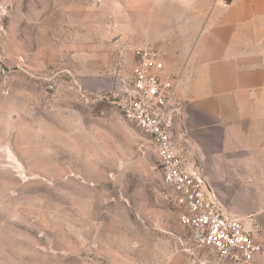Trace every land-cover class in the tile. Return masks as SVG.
I'll list each match as a JSON object with an SVG mask.
<instances>
[{"label": "rangeland", "instance_id": "374dc122", "mask_svg": "<svg viewBox=\"0 0 264 264\" xmlns=\"http://www.w3.org/2000/svg\"><path fill=\"white\" fill-rule=\"evenodd\" d=\"M198 1L0 0V264H218L124 108L137 47L178 79L191 38L171 13L237 0Z\"/></svg>", "mask_w": 264, "mask_h": 264}, {"label": "crops", "instance_id": "0c3cea01", "mask_svg": "<svg viewBox=\"0 0 264 264\" xmlns=\"http://www.w3.org/2000/svg\"><path fill=\"white\" fill-rule=\"evenodd\" d=\"M180 13H171L173 36L191 42L177 72L174 123L222 211L257 229L263 251L253 264H264V0Z\"/></svg>", "mask_w": 264, "mask_h": 264}, {"label": "built area", "instance_id": "2783aa9c", "mask_svg": "<svg viewBox=\"0 0 264 264\" xmlns=\"http://www.w3.org/2000/svg\"><path fill=\"white\" fill-rule=\"evenodd\" d=\"M132 81L124 90V108L155 149L165 185L183 207L180 223L199 247L212 250L219 264H253L263 251L256 228L227 216L209 190L200 170L186 163L173 142L177 118V78L166 73L158 51L151 46L134 49Z\"/></svg>", "mask_w": 264, "mask_h": 264}]
</instances>
